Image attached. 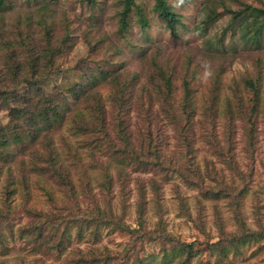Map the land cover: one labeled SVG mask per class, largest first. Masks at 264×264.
Returning <instances> with one entry per match:
<instances>
[{
  "label": "rangeland",
  "instance_id": "rangeland-1",
  "mask_svg": "<svg viewBox=\"0 0 264 264\" xmlns=\"http://www.w3.org/2000/svg\"><path fill=\"white\" fill-rule=\"evenodd\" d=\"M96 1L98 5L90 7L85 0H4L5 8L0 11V42L2 38H8L18 52L24 42L34 64L47 46L62 48L49 69L53 74L45 82V89L55 91L60 84L65 85L68 91L63 89L71 110L66 114L67 120L47 133L49 143L60 150L71 144L87 165L90 160L99 161V158L106 162L99 150L89 146L92 136L85 134L97 122L93 103L103 104L105 125L110 129L116 117L122 115L133 147H143V162L148 164L147 169L130 173L124 188L113 179L109 196L116 215L126 214L124 225L131 229L138 227L136 209L143 187L145 229L156 231L158 217L152 203L157 200L165 230L179 241L193 245L195 255L189 264H264V239L241 245L236 251L232 247L220 251L224 246L221 233L231 236L237 232L238 225L233 219L235 211L241 213L249 229H264V33L259 37L261 45L257 49L242 46L237 37L229 40L238 30L228 14L221 11L224 8L237 11L241 2L261 7L264 0H189L181 7L174 0H167L186 25V29L179 27L175 34L166 29L152 12L154 0H132L149 25L148 41L135 22H131L124 38L118 36L117 13L127 0ZM203 5L206 8L199 17ZM213 13L217 15L204 34L188 31L194 23L200 26L205 15L212 17ZM216 41H221V46L213 52L209 47ZM152 58H156L154 61L171 76L169 105L155 99L153 88L157 85L151 81L157 73ZM15 60L23 65L19 76L29 74L32 62L27 63L22 55ZM204 65L211 73L208 78H202ZM5 68L0 59V70L6 72ZM103 69L113 72L121 83H128L123 106L119 105L117 90L109 81L99 82L89 95L83 96L82 86L87 79L79 77L88 70L89 74L100 75ZM187 78L195 110L188 123L185 120L187 115L180 111L183 80ZM257 78L261 79L260 112L247 120L252 92L243 81ZM92 92L98 94L97 100H93ZM229 106L233 111H243L246 118L238 119L237 112H227ZM6 107L4 96L0 94V127L8 121ZM168 107L172 115L168 114ZM73 119L77 124L72 125H81L79 134L74 136L68 129L69 121ZM34 147L39 148V144ZM91 151L95 152L94 156ZM12 152L16 157L10 168L18 175L20 160L28 158L19 155L15 147ZM6 159L0 154V165L8 166L10 160ZM161 164L164 168H159ZM91 176L95 180L92 181V193L73 200L51 179L29 174L27 188L22 191L18 186L16 194L11 197L12 215L5 224L0 219V230L5 237L3 246H0V264H73L68 261L77 259L78 251H84V257H89L87 250L93 247L92 238L90 235L85 239L82 236L77 238L74 229L68 235L70 240L69 243L66 241L68 246L61 256L46 252L44 247L39 248V244H55L59 236L50 239V232H42L39 238H34L28 233L34 218L26 211L34 210L48 218H59L67 214V207L79 214L90 209L93 202L106 203L95 186L98 174ZM71 178L78 185L75 176L71 175ZM152 180L157 184V196L151 191ZM244 180L250 189L242 196L240 189ZM197 186L201 187L195 188ZM222 189L227 190L226 197L221 196L216 201L203 198L205 190ZM1 190L2 186L0 194ZM5 211L0 198V214ZM125 235L109 228L101 229L96 246L101 250L121 252L128 243V235ZM160 248L158 242L145 245L143 256H147V264L161 263ZM150 256L155 257L154 263L149 261ZM169 259L165 264H174Z\"/></svg>",
  "mask_w": 264,
  "mask_h": 264
},
{
  "label": "trees",
  "instance_id": "trees-1",
  "mask_svg": "<svg viewBox=\"0 0 264 264\" xmlns=\"http://www.w3.org/2000/svg\"><path fill=\"white\" fill-rule=\"evenodd\" d=\"M174 1L177 6L181 7L189 0ZM85 2L90 4V7L98 5L96 0H85ZM2 8H5L4 0H0L1 12H3ZM203 8L199 12V17L204 13L206 6L204 7L203 5ZM152 12L156 15V18H160L158 21L164 24L166 29L168 28L173 34L179 32V27L186 29L181 15L175 10H172L167 0H154ZM221 12L228 14L233 26L238 30L237 34L231 36L229 40L237 37L242 46L250 45L255 49L261 45V39L259 37L264 33V4L261 7H253L241 2V8L237 11L224 8ZM213 14L215 15L212 17L205 15L200 26L194 23L188 31L192 30V32L197 31L200 35L204 34L209 23L217 15V13ZM117 15L119 16L117 34L120 38H124L128 33L131 22L137 23L140 28V33L144 36L146 35L149 25L142 15L139 6L134 1L127 0ZM46 32L47 35L48 29ZM146 40H149L147 35ZM64 42L65 40H63ZM220 46L221 41H216L213 45L210 44L209 48L211 51L217 52ZM20 49L21 51L18 52L16 47L12 45V42L6 37L2 38L0 42V59L6 67V72H3L2 69L0 70V94L4 96L8 110V121L0 127V154L10 160L8 166L2 162V165H0V186H2L0 198L1 204L6 209L4 214H0V219H3L2 222L5 224L10 218V215H12L13 199L11 197L16 194L18 186L20 189L27 188V177L29 174L51 179L56 186L65 190V193L69 195L70 199L77 200V197H84L92 193V181L95 180L91 174L96 173L99 178L95 186L99 190V195L105 198L106 203L99 204L92 201L93 206L84 211V213L79 212V214L67 207L65 209L67 214L59 218H48V216H44L41 213H35L34 210L26 211L34 218L30 224L31 226L28 227V233L34 235V238H39L42 232H50V239L59 236L58 242H55V244H39V248L44 247L46 252L61 256L68 246L70 240L68 235L74 229L77 232V238L82 236L85 239L90 235V238L93 240V247H86L89 248L87 250V253L89 251L87 254L89 257L86 258L83 255L84 251H78V256H75L77 259L68 261L73 264H147V256H143L145 245L154 242H158L161 246L159 250L162 255L160 264H165L168 258L174 261V264H189L195 255L193 245L179 241L165 230V223L159 211L161 208L157 200H155V197V203L153 202L152 206L157 211L158 217L156 231L145 229L146 199L143 187L140 191V202L136 209L138 227L131 229L129 226L124 225L125 213L122 212V214L116 215L117 211L113 207L111 196H109L114 185L113 179L115 178V181H118L121 187L124 188V184L126 179L130 177V173H138V171L148 168V164L143 162L144 159L142 157L145 151L141 146H139L140 149L133 147L128 126L124 122L122 115L116 117L115 123L110 125L111 127L109 129L105 125V120L102 118V106L104 105L98 102L93 103L92 107H95L97 110L94 118L97 122L93 123V127L88 129L85 134L92 136V141L88 142L89 146L95 151L99 150L106 157V162L99 158V161L90 160V163L87 165L84 163L82 155L78 151L73 150L74 148L71 144H65L66 147L62 150L53 148L46 135L62 124L65 119L67 120L66 114L71 110L69 101L65 95L66 92L63 89L65 88L67 90L65 85L60 84L55 91H47L45 89V82L49 79V75L53 74V72H49V69L53 67V61L56 56L61 54L62 48L47 46L45 51L41 50L42 52L39 53L40 59L38 58L39 60L36 64L31 61L28 47L24 42L21 43ZM21 55L23 59H27V63L32 62L30 64L29 74L24 75V77L19 76L22 73L21 68H23V65L20 64L22 62H15V59ZM154 60L156 61V58H152L151 63L154 64L157 74L151 83L155 81L157 85L156 88H153L155 89V99L161 104L169 105L172 97L171 76L162 65L156 63ZM88 71L79 77L82 80L87 79L88 81L82 86V94L83 96L85 95L84 97H86V94L89 95V92L93 91L99 82L109 81L108 83L112 84L117 90V95L120 100L119 105H124L126 102V88L128 83H121L120 78L109 71V69L100 70V75L89 74ZM260 81V78L255 80L246 79L243 81L246 88L252 92L251 98L249 99L251 105L248 118L245 117L246 115L243 111H233L230 106L227 112H237L238 119L246 118L247 120H251L252 114H258L260 112L262 95ZM7 82L10 83L8 84ZM183 86L184 94L180 104V111L183 115H187V119L185 120L188 123L195 113L193 102L190 100L191 91L188 78L187 80H183ZM90 95L93 97V100L99 98H96L98 95L96 92H92ZM170 112L171 110L168 107V114L172 115ZM231 115L236 114L231 113ZM75 120L69 121L68 126L72 136L78 135L80 132L79 129L81 128L79 124L77 126L72 125L73 123L77 124ZM36 143L39 144V148L34 147ZM13 147L17 148L19 155L23 157L27 156L28 158V160H20L18 165H21L19 167L21 171H18V175L13 173L10 168L13 162L12 159L16 157L14 152H12ZM91 153L94 156L95 152L91 151ZM91 162L93 163L91 164ZM4 168H6L5 172ZM126 168L130 171L125 170ZM159 168L164 167L161 164ZM25 170L27 173H25ZM71 175L75 176L78 185L73 183ZM186 182L189 183L190 181ZM242 182L243 185L240 192L242 191L243 196L248 192L250 186L245 180ZM150 186L154 196H157L156 182L152 180ZM200 187L197 186L195 188ZM204 192L203 198L213 201L221 199V196L226 197L228 195L226 189L220 191L205 190ZM106 199L108 200L106 201ZM50 200H53L52 197ZM236 206L239 207L240 205L236 203ZM234 213L233 219L238 225L237 232L231 235L232 237L221 233L220 239L224 241V246L220 247L221 252L226 250L227 247H232L236 251L241 245L256 243L264 239V229L261 231L249 229L246 224L247 221L240 216L241 213H236V211ZM184 217L189 220V217ZM105 228L128 235V243L124 245L121 252L109 251L106 248L101 250V248L96 246L100 231ZM1 231L0 246L2 247L5 237ZM1 250L5 249L2 248ZM150 260L151 263H154L155 257L150 256Z\"/></svg>",
  "mask_w": 264,
  "mask_h": 264
},
{
  "label": "clouds",
  "instance_id": "clouds-1",
  "mask_svg": "<svg viewBox=\"0 0 264 264\" xmlns=\"http://www.w3.org/2000/svg\"><path fill=\"white\" fill-rule=\"evenodd\" d=\"M203 67L204 72L202 74V78H208L211 75L210 70L208 69L207 65H204Z\"/></svg>",
  "mask_w": 264,
  "mask_h": 264
}]
</instances>
